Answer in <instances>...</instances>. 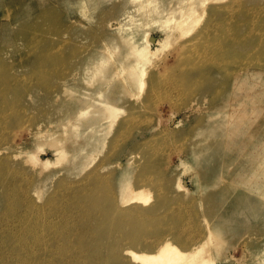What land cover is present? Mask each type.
<instances>
[{"label":"rangeland","instance_id":"1","mask_svg":"<svg viewBox=\"0 0 264 264\" xmlns=\"http://www.w3.org/2000/svg\"><path fill=\"white\" fill-rule=\"evenodd\" d=\"M147 1L0 0V264H264V0Z\"/></svg>","mask_w":264,"mask_h":264},{"label":"bare ground","instance_id":"2","mask_svg":"<svg viewBox=\"0 0 264 264\" xmlns=\"http://www.w3.org/2000/svg\"><path fill=\"white\" fill-rule=\"evenodd\" d=\"M152 2V0H148L147 3H150ZM85 4V3H84ZM84 9V5L82 7ZM80 10L81 7H80ZM182 13H183V10H182ZM196 12H193V8L191 7H188L185 9V13L182 14L181 18L178 19V18H167L165 19V26L166 27H171L170 26V23L171 21L174 22V25L176 24L175 27H179L180 29H182L183 31V28L185 27L186 29L191 27L193 24H194V21L196 19ZM198 16V15H197ZM194 26V25H193ZM192 26V27H193ZM184 32V31H183ZM169 34V33H168ZM167 34V35H168ZM150 35V34H149ZM152 37V36H151ZM151 40H153V38H150V37H146L145 39V43L143 45H136L133 47V51L137 54V58H138V61H141L142 59H151V54L155 53L156 50L158 49H152L151 47ZM157 43H163L165 41V38L162 40V39H157ZM139 67V62L133 64V65H130V68H132V70H136L137 68ZM131 71V69H130ZM143 73V72H142ZM142 76V74H141ZM241 78V77H240ZM241 80V79H239ZM251 80V78H250ZM141 81H142V78H141ZM243 81V79L241 80ZM239 82V81H238ZM239 90V89H238ZM250 94V93H249ZM254 102V101H252ZM245 103V102H244ZM255 103V102H254ZM110 103H106V108L109 110L111 109V112L109 111L110 114H113L114 113V108L111 107L109 105ZM256 104V103H255ZM258 104V103H257ZM242 105V104H241ZM224 106V105H223ZM237 106V105H236ZM238 110V109H237ZM229 114H230V111H227ZM238 112V111H237ZM233 113V112H232ZM221 114V113H220ZM235 114V113H234ZM233 114V116H234ZM218 115V114H217ZM231 116V115H230ZM229 117V115H228ZM237 117V114H235V120H238ZM247 119V118H246ZM234 120V121H235ZM257 121V120H256ZM220 122V121H219ZM246 122V121H245ZM247 123V122H246ZM236 124V123H235ZM205 128V127H204ZM207 128V127H206ZM203 129V128H201ZM198 130V129H197ZM200 131V130H199ZM211 131V130H210ZM201 133V132H200ZM206 136V135H205ZM206 141V139H205ZM208 147V146H207ZM210 149V148H209ZM213 149V148H212ZM225 149V148H224ZM203 150V149H202ZM205 150V149H204ZM203 150V151H204ZM208 150V149H207ZM225 151V150H224ZM199 153V151H197ZM196 152V153H197ZM201 153V152H200ZM202 154V153H201ZM250 154H252L250 152ZM199 155V154H198ZM203 155V154H202ZM255 155V153H254ZM195 156V155H194ZM213 156V155H211ZM191 157V156H190ZM211 158V157H209ZM44 159V158H43ZM43 159H41V162L40 164L42 163L43 165L47 163V159L46 161H42ZM34 160L37 161L38 160V154L34 155ZM194 160V159H193ZM212 160V159H210ZM255 160V159H254ZM187 162V161H186ZM189 163V162H188ZM42 165V166H43ZM188 164H186L187 166ZM190 165V164H189ZM192 165V164H191ZM187 168V167H186ZM192 170H194L193 168H191ZM223 169V168H222ZM190 171V169H189ZM196 171V170H194ZM194 171H192V173H194ZM197 172V171H196ZM199 172V171H198ZM255 172V171H254ZM252 173V171H251ZM256 173V172H255ZM221 174V173H220ZM190 175V174H189ZM253 175V174H252ZM251 175V177H252ZM256 175V174H255ZM222 176V174H221ZM220 177V176H219ZM256 177V176H255ZM253 178V177H252ZM217 179V178H216ZM249 179V178H248ZM205 180V179H203ZM214 180V179H213ZM212 180V182H213ZM208 181V180H207ZM249 181V180H248ZM255 181V179L253 180ZM209 183L207 184H211L210 181H208ZM254 183V182H253ZM237 184V183H236ZM250 184V183H249ZM178 185L181 186V187H184L185 184L180 180L178 179ZM203 185V184H202ZM187 186V185H186ZM199 186V185H198ZM205 186V185H204ZM202 186V187H204ZM252 183H251V187H252ZM188 187V186H187ZM238 187V186H237ZM186 188V187H185ZM200 188V187H199ZM255 188V187H254ZM257 188V187H256ZM253 193V192H252ZM132 198H140L143 199L145 202L150 198V193H149V189H147V187H142L140 188L138 191H134L132 193ZM126 201V200H125ZM251 204V203H250ZM243 207V206H241ZM241 209V208H240ZM245 209V208H244ZM134 214V210L130 211L129 213H127V215H133ZM148 214L149 216H153L152 214H149V213H146ZM223 216V215H222ZM228 216V215H227ZM226 216V217H227ZM225 217V216H224ZM130 218V217H128ZM38 219V218H37ZM150 220V219H148ZM36 222V221H35ZM39 222V221H38ZM36 222V223H38ZM133 221L130 220L129 223H132ZM210 222V221H209ZM209 222L206 224L207 225V228H206V231L203 233V236L201 237V239L199 238V240H195L193 241V243H189L188 240H186V243H183V247L180 246L177 242H175L172 237L170 236H166V237H163L161 239H159V242L156 246L154 247H150L151 250H144V251H135L134 249H128L127 252L131 254L132 257H134L135 259H137L140 264H215V259L214 257L212 256V243H216L220 240L219 238V231L214 229L213 226L215 227L216 224L210 226ZM212 222V221H211ZM36 226H38L37 224H34ZM33 225V226H34ZM35 226V227H36ZM140 228H137V230H139ZM33 235V234H32ZM35 236L37 237V235L35 234ZM34 236V237H35ZM32 239H35L32 237ZM42 238H40L41 240ZM35 240H39L38 238H36ZM34 241V240H33ZM32 241V242H33ZM32 242H30L32 244ZM38 242V241H36ZM46 246V245H45ZM217 246V245H215ZM50 247V246H49ZM49 247L48 250H49ZM22 247H20V252H21V249ZM32 248V246H31ZM61 248H63L61 246ZM29 249V248H28ZM18 250V251H19ZM47 250V249H45ZM60 250V249H59ZM23 251H24V248H23ZM22 251V252H23ZM30 251V250H29ZM33 251V250H32ZM26 252V251H25ZM59 252V251H58ZM21 255V254H19ZM24 256V255H23ZM26 259V258H25ZM50 259V258H49ZM21 261V260H20ZM23 261V260H22ZM21 261V262H22ZM26 262V260H25ZM24 262V263H25ZM26 264V263H25Z\"/></svg>","mask_w":264,"mask_h":264}]
</instances>
